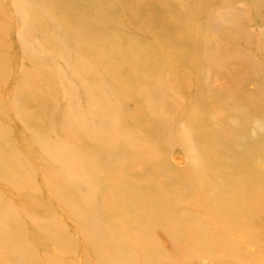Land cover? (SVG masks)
Instances as JSON below:
<instances>
[{"label": "rangeland", "instance_id": "rangeland-1", "mask_svg": "<svg viewBox=\"0 0 264 264\" xmlns=\"http://www.w3.org/2000/svg\"><path fill=\"white\" fill-rule=\"evenodd\" d=\"M0 5V264H183L190 241L180 237L179 248L150 220L157 202L151 191L168 185L192 221L205 218L234 244L226 262L200 257L191 264H264V234L244 237L247 223L229 230L225 217L204 215L183 185L200 177L204 193L214 194L239 165L254 176L244 184L264 193V0ZM97 9L116 42L174 64L175 79L153 78L164 91L163 117L175 121L170 131H143L153 118L113 88L128 84L124 73L115 80L83 58L85 41L68 31L63 13L97 18ZM37 17L56 40L37 30L32 40ZM132 85L147 94V82ZM109 103L110 118L102 119ZM204 106L201 125L212 136L201 138L189 116ZM239 123L249 128L240 142L230 139L241 136ZM251 140L255 146L246 149ZM146 228L153 231L140 244Z\"/></svg>", "mask_w": 264, "mask_h": 264}, {"label": "bare ground", "instance_id": "bare-ground-1", "mask_svg": "<svg viewBox=\"0 0 264 264\" xmlns=\"http://www.w3.org/2000/svg\"><path fill=\"white\" fill-rule=\"evenodd\" d=\"M96 12L98 13L97 18L78 12L69 15L66 14L67 12L63 13V20L67 29H69L68 31L75 32L77 37H81L85 41L84 46L81 48L83 58L91 63L93 68L102 71L103 75H109L115 80H117L116 72L121 75L124 73L122 76L127 77L128 84L118 82L113 88L118 94L130 95L132 100L135 99L142 105L144 113L153 118L149 127L144 122L142 123L143 131L151 132L150 136H157L153 134L155 131H170L175 126V121L163 117L159 101L164 91L155 85L153 78L163 81L175 79L177 71L174 64L167 63V59L165 60L158 55L144 54L136 48H128L116 42L113 38V30L108 26L106 16L99 14L98 9ZM33 24L34 28L32 27L29 33L32 40L35 41L37 38L35 35L36 30L44 34L43 38L56 40V37L43 24L42 19L37 17ZM4 33L5 27L0 16V65L3 63L1 56L6 53L2 46ZM104 36L106 38L103 40ZM106 49L108 50L106 51ZM106 63L108 64L106 65ZM0 70L2 71L1 67ZM85 71L92 74L93 70L88 68ZM166 72L171 74L172 78H168ZM149 77L152 78L148 79ZM134 82H147L149 84L145 88L147 94L143 95L141 89L134 88L132 85ZM196 90L195 93L198 96L202 92L201 88L197 87ZM36 101L40 102V99H36ZM113 105L114 103L105 105L100 110L99 116L102 119L107 116L110 118ZM165 109L167 111V107ZM168 109L171 111L172 107H168ZM206 113L205 106L201 109L193 107L189 116L190 123L196 127L197 134L201 138L212 136L207 131V127L201 125V118ZM69 114L70 111L67 112V115ZM113 128L117 129V126ZM237 128L241 136L231 137L230 139L240 142L242 141L243 129L245 132L249 128L243 123H239ZM254 146V140L244 142L246 149H252ZM246 180H254L253 174L243 171L239 165H234V173L231 174L229 180L227 178L224 180V185L214 194L204 193L200 177L195 180L188 179L184 181L183 185L188 190L186 198L192 206L198 204L204 215L207 214V211H213L225 217L228 221L229 230H232L239 222L247 223L249 227L246 228L247 230L243 233V236L251 237L255 232L264 234V203L262 201L264 193L257 186L249 187L245 185L244 181ZM151 192L157 198V202L155 215L150 220H154L157 228L166 230L174 243L179 245V248H184V246L178 244L180 237H185L190 241L191 252L183 255V264H191L192 261L200 257L211 258L216 263H222L234 256L232 252L234 244L226 239V234L212 232L208 221L201 216L196 221H192L187 214L189 208L182 210L183 198L174 192L172 186L168 185L165 189ZM152 231L149 228L143 230L140 233L139 243L141 244L149 238Z\"/></svg>", "mask_w": 264, "mask_h": 264}]
</instances>
